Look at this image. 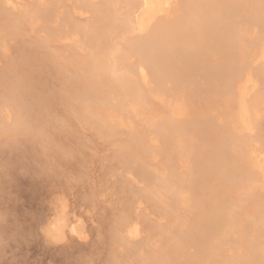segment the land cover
Segmentation results:
<instances>
[{
    "label": "rangeland",
    "instance_id": "1",
    "mask_svg": "<svg viewBox=\"0 0 264 264\" xmlns=\"http://www.w3.org/2000/svg\"><path fill=\"white\" fill-rule=\"evenodd\" d=\"M93 1L84 0L86 3L83 4L82 0H0V264H141V259L153 249L155 242L162 238L165 245L180 233L182 224L190 221L191 213L186 202L185 208L171 212L166 199L154 196L158 200L155 207L142 199L141 195L150 191L153 184L136 176V165L130 169L122 165L117 157L120 149L125 148L127 141L130 142L129 127H116L113 133L109 132L104 137L83 121L76 111L80 104L71 97L76 92L75 83L73 79L70 83L64 80L78 72L79 62L85 59L86 51L83 46L80 50L77 47L74 49L81 39L66 31V17L82 29L91 25L100 28L104 18L98 17L93 10L97 7L103 10L106 0ZM124 1L117 0L111 5L110 24L114 30L126 16ZM175 1L179 3L178 7ZM189 3V0H172L173 12L167 20L174 22L172 24L178 29L183 27L185 16L197 11ZM257 21L254 18L249 22L248 42L254 41L256 36L264 38V32L255 27ZM47 29H52L53 34H47ZM114 30L107 34L104 41L106 49L115 50L109 57L112 58L111 61L109 59L110 63L117 62L114 57L117 58L115 60L121 59L125 47L138 38V34ZM173 33L177 32H172L171 39L174 38ZM70 47L74 50H69ZM224 51L221 48L219 55H223ZM74 52L77 62L67 58V53L71 55ZM217 55L213 52L210 54L212 57L208 56L212 65L197 63L192 67L190 86L185 84L183 88L176 81L170 82L175 99L181 96L183 90L190 91V98L185 100L183 106L185 113L180 119L185 117L192 122L190 128L200 138L193 147L202 155L226 152L233 147L228 137L219 135V130L226 127L227 131L232 132L222 114L221 103L214 104L213 95H208L207 91L213 79L212 67H216L218 58L222 57ZM130 60L128 62L131 64L136 63V60ZM258 61L251 66L255 68L251 69L252 72L264 65V58ZM205 64H210L206 68L212 66L211 70H206ZM141 65L144 68L147 66L145 63ZM177 65L180 66L179 63ZM186 66L184 74L187 75L190 67ZM152 86L150 80L147 86H143L150 89L156 98H151L150 107L145 109L146 114L143 113L142 118L132 121L133 136L137 138L131 143L137 145L142 139L146 148L157 150L161 144L160 138L149 141L143 135L151 131L150 125L168 118L165 105L170 100L167 102L168 95L161 98ZM255 87V95L250 94L253 99L260 92L264 93V82L257 83ZM262 98L260 94L257 100L259 120L253 116V132L245 133L242 138L253 144V149L264 160ZM158 99H163V104ZM202 124L207 127L204 126L203 132L197 130ZM187 139L188 135L185 137ZM171 144L168 155L174 159L175 175L185 183L193 181L201 185L205 175L199 172V167H183L181 162L188 163L185 160L177 162V146ZM160 168V157L148 159L146 169L149 172L157 176ZM232 183L233 198L228 201L227 210H235L234 206L241 204L247 207L255 200L262 207L264 191L256 188L246 192L248 195L241 194L243 191L239 192L238 188H247L244 180L235 179ZM212 199L213 195L208 192L202 197L204 203L211 204ZM165 212H170V215L166 216ZM122 216L136 222L139 228L138 238L125 246L115 244L112 238L114 234L122 236L115 226ZM255 217L258 220L263 216L259 211ZM54 218L65 220L61 238H52L47 234L48 222ZM217 221L222 224L225 220L217 217ZM79 225L82 239L75 235ZM151 227L162 228L165 232L158 238L154 232H150ZM237 230L235 227L234 233ZM220 239L225 241L222 237ZM237 242V234L231 235L221 243V255L205 256V260L209 259L212 263L228 258L230 243ZM134 247L139 250L129 254L128 251ZM190 251H195V245L188 253ZM140 252L144 254L142 258Z\"/></svg>",
    "mask_w": 264,
    "mask_h": 264
},
{
    "label": "bare ground",
    "instance_id": "2",
    "mask_svg": "<svg viewBox=\"0 0 264 264\" xmlns=\"http://www.w3.org/2000/svg\"><path fill=\"white\" fill-rule=\"evenodd\" d=\"M82 1L85 4L88 0ZM116 1L106 0V4L104 3L106 7L104 6L103 10L100 7L93 10L98 17L104 18L105 22L101 18L104 23H101L100 28L87 25L88 28L82 29L65 16L66 31L71 36L81 39L78 43L75 42L77 46L75 45L74 49L77 47L80 50L83 46L86 55L85 59L79 62L78 72L74 73L72 78H65L64 82L70 83L73 79L76 92L71 97L80 104L76 111L99 135L106 137L109 132L113 133L116 127L130 128L131 132L128 135L130 142L127 141L125 148L120 149L117 157L122 165L130 169L136 165L138 167L134 170L136 176L154 185L150 191L141 195L144 201L155 207L158 206V200L156 201L154 196L157 199H166L171 212H177L180 207L185 208V202L188 204L190 221L182 224L180 233L165 245L162 238L158 243L155 242L154 244H157L156 247L153 245L155 249L151 248L145 258H142L144 254L140 252L141 264H210V260H205V256L221 255L219 254L221 243L233 234H237L239 242L230 243V256L211 264H264V203L263 208L256 200L247 204V207L241 204L235 205V210L232 211L226 208L228 201L233 198L231 185L235 179H243L247 185V188H238L239 192L243 191L241 194H247L246 192L256 188L264 191V160L261 154L253 149V144L242 138L245 133L253 132V116L259 120L257 100L260 94L264 98L263 92L254 99L250 96L251 93L255 95L253 90L257 83L264 82V65L256 67L255 72L251 70L255 69L251 67L253 64L264 58V38L256 36L255 40L252 38L254 41H247L249 37L247 28L254 18L258 20L254 23L257 25L255 27L264 32V0H199L196 3L195 0H189V4H193L197 11L185 16L181 29L172 24L174 22L167 20L173 12L172 0H122L125 2L123 3L127 13L114 30L110 24V16L111 5ZM178 4L175 1L177 7ZM118 29L124 33L138 34V38L125 47L121 59L115 60L117 58L114 57V61L117 62L110 63L109 59L111 61L112 58L109 57L115 50L106 49L104 41L107 40V34ZM51 30L45 31L52 35ZM172 32L177 33H173L174 38L171 39ZM71 48L69 50L73 51ZM221 48L225 50L223 55H219ZM213 52L218 54L217 57H222L218 58L219 61L216 59L217 68L211 66L213 79L211 78L212 83L207 91L208 95H213L214 98L211 97L214 104L221 103L222 114L232 130L227 131V127L220 129L219 135L228 137L233 147L226 152L202 155L193 147L200 138L195 136L196 132L190 128L192 122L185 117L180 119L185 113L183 106L185 100L190 98L188 94L190 91L183 90L181 96L178 98L176 96L175 99L170 82L176 81L175 83L178 82L177 84L183 88L186 87L185 84L190 86L192 67L197 66V63H210L208 56ZM67 55V58L77 62L75 52ZM130 59L136 60V63L131 64ZM108 62L110 66L107 68ZM141 63H145L146 68ZM210 64H205L204 68ZM186 65L190 67L187 75L184 74ZM211 67L206 70H211ZM149 80L161 98L166 95L173 96V98L167 96V102L170 100L165 105L168 118L159 124L150 125L151 131L143 135L149 141L160 138L161 144L157 150L146 148L142 139H139L137 145L131 143L137 138L133 136L132 121L142 118L146 114L145 109L150 107L151 98H156L150 89L143 88L148 85ZM250 98L252 99L249 101ZM113 100L115 103H112ZM158 100L163 104V99ZM204 126L206 127L203 124L199 125L197 130L203 132ZM187 135L189 139L185 140ZM171 143L177 146V162L185 160L188 163L181 162L183 167L188 169L199 167V172L205 175L201 185L193 181L185 183L175 175L174 159L168 155ZM156 157L161 159V168L157 170V176L146 169L148 159L153 160ZM207 192L214 197L211 204L202 200ZM259 211L263 217L256 220L255 216ZM165 215H170V212H165ZM217 217L224 218L225 224L217 221ZM48 224L47 234L50 237H63L66 226L63 218H54ZM115 226L122 234V236L114 234L112 237L119 246L128 245L139 236L138 224L126 216L120 217ZM234 226L238 229L236 233ZM149 230L154 232L156 237L162 236L165 232L162 228L151 227ZM81 232L79 225L75 229V235L81 238ZM220 237L225 241H221ZM194 245L195 251L193 253L190 251L192 254L188 253ZM137 249L138 247H134L128 253L134 254Z\"/></svg>",
    "mask_w": 264,
    "mask_h": 264
}]
</instances>
